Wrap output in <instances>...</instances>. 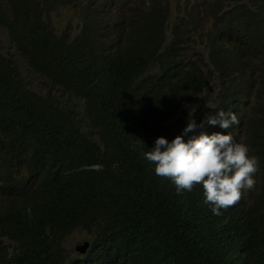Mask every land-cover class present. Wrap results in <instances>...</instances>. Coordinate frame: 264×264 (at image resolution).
I'll return each instance as SVG.
<instances>
[{"label":"trees","instance_id":"16d2710c","mask_svg":"<svg viewBox=\"0 0 264 264\" xmlns=\"http://www.w3.org/2000/svg\"><path fill=\"white\" fill-rule=\"evenodd\" d=\"M69 7L76 22H66L63 32L59 23L52 33L36 0H0V25L27 68L22 72L0 54V264H231L205 255L224 238L220 218L197 205L196 196L176 194L172 181H156L144 164L142 153L172 129L168 111L196 89L200 61L178 64L190 35L175 32L167 44L163 31L153 35L170 1L141 17L120 3L106 8L69 0ZM175 12L192 16L195 29L216 19L241 41L250 37L257 62L240 51L247 69L236 78L264 98V0H177ZM104 49L114 54L112 72L100 67ZM150 62L159 65L158 77L135 71ZM35 74L52 92L31 84ZM169 81L173 91L166 96ZM229 89L226 104L248 114L236 133L256 149L264 143L257 127H264V113L257 117L249 99ZM57 91L67 95L65 103ZM145 96L153 103L142 111ZM23 173L27 185L16 186ZM80 227L102 236L76 258L63 242Z\"/></svg>","mask_w":264,"mask_h":264},{"label":"clouds","instance_id":"9594fccd","mask_svg":"<svg viewBox=\"0 0 264 264\" xmlns=\"http://www.w3.org/2000/svg\"><path fill=\"white\" fill-rule=\"evenodd\" d=\"M36 1L40 4L41 21L52 33L57 32V26L53 25L52 19L49 22L50 12L52 16H57V10L63 8L75 14V9L69 7V0ZM164 1L81 0L82 5L89 2L93 6L106 8L115 7L120 3L132 17L145 16L151 5H162ZM169 1L170 11L163 25L153 35L163 31L167 44L175 32L189 34L190 37L199 35L202 38L205 28L208 27L210 34L202 43V53L189 56L187 42L183 46L178 56L179 66L200 61L194 74L196 89L168 111L165 122L172 129L168 134H159L154 147L142 153L146 161L144 164L153 173L156 181H172L176 194L196 196L199 200L197 205L211 210L215 217L220 218L224 229L221 237L224 238L218 247H209L206 250L207 258L225 259L231 264H263L264 143H260L256 149H251L243 143L236 132L239 124L247 122V110L242 107L238 112V104L228 105L225 102L231 95V85L249 99L248 104L257 117L264 113V98L259 100L255 96L251 82L236 78L237 71L243 67L247 69L245 64L240 63V51H245L247 60L251 63L257 62L259 53L251 49L255 43L250 37L241 41L239 32L233 31L222 20H207L195 29L193 17L178 15L175 12L177 0ZM60 2L63 4H59ZM57 19L60 23L58 32H63L66 30V23L61 22L58 17ZM1 29L4 28L0 25ZM11 47L12 43L5 50L8 57L1 52L0 54L5 58H12L15 63L16 57L24 62L16 50L11 51ZM113 55L106 49L99 52L101 69L109 67L106 72H112L109 60ZM135 71L144 73L147 78H156L159 76V65L150 62ZM173 84L174 81H169L163 85L162 91L166 96L172 93ZM140 103V109L143 111L153 103V99L145 96L140 99ZM76 110L83 114L81 107ZM257 127L264 129L262 126ZM23 176L16 181V186L27 185V176L24 173ZM180 204L186 205L183 202ZM99 230L94 232L92 229L80 227L77 232L84 234L89 240L75 246L74 250L79 254L76 258H81L88 250H92L97 240L101 239ZM120 239L123 243L121 237ZM84 247L81 252L79 249ZM147 247L148 244L140 248L125 246L128 250Z\"/></svg>","mask_w":264,"mask_h":264},{"label":"rangeland","instance_id":"374dc122","mask_svg":"<svg viewBox=\"0 0 264 264\" xmlns=\"http://www.w3.org/2000/svg\"><path fill=\"white\" fill-rule=\"evenodd\" d=\"M49 16H50L49 22L52 19L54 26H58V24H59L57 16L61 22L66 23L68 21H71L73 24L76 22V17L74 15H72L69 10L63 9V8H60L57 10V16H56V14H54L52 16V12L49 13ZM170 23H172V19H171ZM209 34H210V29L208 27H206L204 30V36L202 38H200L199 35H192L190 37V39L187 41V45L189 47V49L187 51L189 53V56H191L194 53H202V43L205 41V39L208 37ZM167 36H169V31H167ZM10 44L11 43L8 39L6 31L4 29H1L0 30V52L7 57H8V55L5 54V50ZM11 51L12 52L15 51V48L13 47V45L11 47ZM16 64L22 72L27 70L26 64L24 62H22L18 57H16ZM33 76H35L33 78V82L35 84H33V83H31V84L37 90L41 91L44 94L50 92L51 89L45 83V81L43 79H41L36 74ZM56 95L62 103H65L68 99L67 95L65 94V96H64L61 91H57ZM88 240H89L88 237H86L84 234L76 231V232L71 233L70 235H68L65 238V240L63 242V246H64L66 251L71 252L70 255H74L75 257H79V254L77 252H75V250H74L75 246L82 244L84 241H88Z\"/></svg>","mask_w":264,"mask_h":264},{"label":"water","instance_id":"95a60500","mask_svg":"<svg viewBox=\"0 0 264 264\" xmlns=\"http://www.w3.org/2000/svg\"><path fill=\"white\" fill-rule=\"evenodd\" d=\"M87 245H85V247H86ZM85 247L84 248H80L79 250L81 251V252H83L84 251V249H85Z\"/></svg>","mask_w":264,"mask_h":264}]
</instances>
